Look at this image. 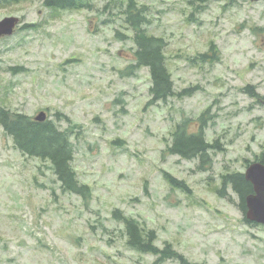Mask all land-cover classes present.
Masks as SVG:
<instances>
[{"label": "rangeland", "instance_id": "obj_1", "mask_svg": "<svg viewBox=\"0 0 264 264\" xmlns=\"http://www.w3.org/2000/svg\"><path fill=\"white\" fill-rule=\"evenodd\" d=\"M43 1L0 0V19L18 18L0 37V105L31 117L66 114L71 123L59 124L71 125L72 164L91 196L63 192L50 163L23 155L0 126V264H154L126 247L115 208L189 262L264 264V226L243 219L234 194L230 201L215 191L221 174L244 172L245 158L264 153V0H138L150 6L148 31L168 42L175 89L195 87L157 104H149L147 68L128 69L132 39L115 35L132 31L103 11L105 0L64 10ZM211 43L216 59L203 62L197 56ZM206 109L205 135L223 150L199 171L197 159L165 144L177 123L187 118L195 129ZM164 171L190 191L172 187Z\"/></svg>", "mask_w": 264, "mask_h": 264}, {"label": "trees", "instance_id": "obj_2", "mask_svg": "<svg viewBox=\"0 0 264 264\" xmlns=\"http://www.w3.org/2000/svg\"><path fill=\"white\" fill-rule=\"evenodd\" d=\"M19 1V0H1ZM86 1V0H85ZM195 0H191L194 3ZM44 5L64 9H92L89 2L83 0H44ZM198 5H194L196 9ZM198 9V8H197ZM103 11L119 19L126 30L130 29L132 35L115 29L118 39H132V56L128 69L145 67L149 73L150 84L148 94L149 104L167 102L169 98H182L189 96L195 87L176 90L171 74L166 65L164 50L167 41L161 35L148 31L152 18L150 6L140 3L138 0H105ZM109 20H105L107 22ZM210 52L199 53L197 57L203 62H212L216 59V46L211 43ZM14 73L25 70L24 66L10 67ZM253 85L244 87V91L252 96H258ZM210 118L208 109L203 110L197 119L195 129L191 128L189 119L185 118L176 124L171 134V140L165 144V151L184 159H197L199 171L209 170L212 164L211 154L214 151H222L221 142L215 138L208 140L205 135L206 120ZM71 123L70 118L62 113L55 112L54 119L46 118L43 121L35 120L34 117L22 112L10 110L0 105V126L11 136L14 146L23 155L36 156L42 161H48L50 168L59 182L63 192H70L79 195L83 199L91 196V189L88 184L82 183L77 177L73 167V144L71 136L73 130L71 125L66 128L60 126V122ZM246 165L250 162L245 158ZM255 161L264 163V153L255 158ZM164 177L168 183L184 191H190L184 180L179 179L171 173L164 171ZM220 187L215 191L222 197L233 201L232 194L236 197V205L245 217V197L253 192L252 184L245 178L243 171H226L220 175ZM114 219L120 221L125 233V245L130 250L146 253L155 256L154 264H160L166 258L178 259L181 264H196L189 262L183 254L177 252L171 243L165 242L163 247L156 244L157 232L154 228L146 227L132 216L122 214L121 210L115 208L112 211ZM255 225V223H251Z\"/></svg>", "mask_w": 264, "mask_h": 264}, {"label": "water", "instance_id": "obj_3", "mask_svg": "<svg viewBox=\"0 0 264 264\" xmlns=\"http://www.w3.org/2000/svg\"><path fill=\"white\" fill-rule=\"evenodd\" d=\"M17 22L18 18L15 16H6L0 19V37L12 35ZM34 119L38 121L45 120V111H39ZM243 173L253 187V192L245 197V219L249 222L264 225V163L252 161L246 166Z\"/></svg>", "mask_w": 264, "mask_h": 264}]
</instances>
